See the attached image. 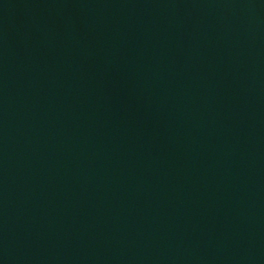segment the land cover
<instances>
[{"label": "water", "instance_id": "1", "mask_svg": "<svg viewBox=\"0 0 264 264\" xmlns=\"http://www.w3.org/2000/svg\"><path fill=\"white\" fill-rule=\"evenodd\" d=\"M0 264H264V0H0Z\"/></svg>", "mask_w": 264, "mask_h": 264}]
</instances>
